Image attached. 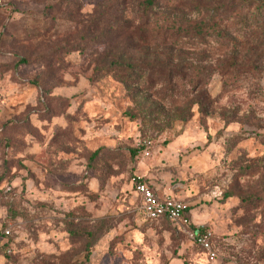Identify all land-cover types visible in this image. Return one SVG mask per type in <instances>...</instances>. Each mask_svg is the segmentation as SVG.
Returning <instances> with one entry per match:
<instances>
[{
    "label": "rangeland",
    "instance_id": "obj_1",
    "mask_svg": "<svg viewBox=\"0 0 264 264\" xmlns=\"http://www.w3.org/2000/svg\"><path fill=\"white\" fill-rule=\"evenodd\" d=\"M143 1L0 0V264H264V0Z\"/></svg>",
    "mask_w": 264,
    "mask_h": 264
},
{
    "label": "built area",
    "instance_id": "obj_2",
    "mask_svg": "<svg viewBox=\"0 0 264 264\" xmlns=\"http://www.w3.org/2000/svg\"><path fill=\"white\" fill-rule=\"evenodd\" d=\"M153 187L154 185L143 179L133 183L137 202L135 210L140 218L144 221L164 218L186 227V232L191 240L200 246L211 260H214L217 253L211 240L212 233L201 226L192 224L188 204L171 194H160ZM9 234V229L4 231L5 236Z\"/></svg>",
    "mask_w": 264,
    "mask_h": 264
},
{
    "label": "crops",
    "instance_id": "obj_3",
    "mask_svg": "<svg viewBox=\"0 0 264 264\" xmlns=\"http://www.w3.org/2000/svg\"><path fill=\"white\" fill-rule=\"evenodd\" d=\"M160 169H162V171H160V172H157L156 171V173H154V174H151L150 173V175L148 177L151 178L153 176H159L162 179L164 178V180H162V182L163 183L164 182L166 183L167 182V179L169 178V175H168L167 171L165 170L166 168H162L161 167ZM151 179H148V181L152 185H154V187L158 190V192L160 194H171L172 193V192H170V190H166V191L164 190L163 191L162 190V186L158 182L156 183V182H154V180H151ZM193 195H196V194H193ZM189 214H190V216L192 215V218H193L192 221H194L195 223H202V221L204 220V217H202V216H200L198 214H192V211H189ZM168 264H185V262L183 260L179 259V258H175V259H172Z\"/></svg>",
    "mask_w": 264,
    "mask_h": 264
},
{
    "label": "trees",
    "instance_id": "obj_4",
    "mask_svg": "<svg viewBox=\"0 0 264 264\" xmlns=\"http://www.w3.org/2000/svg\"><path fill=\"white\" fill-rule=\"evenodd\" d=\"M127 0H125L126 2ZM158 1L160 0H144L141 4H140V10L143 11H151L154 9V7H156ZM25 60H23L24 62ZM146 182H148V180H144ZM154 188V187H153ZM186 264V262H185Z\"/></svg>",
    "mask_w": 264,
    "mask_h": 264
}]
</instances>
